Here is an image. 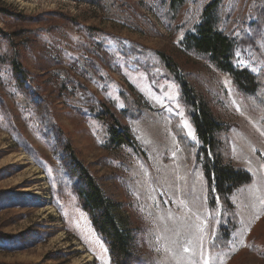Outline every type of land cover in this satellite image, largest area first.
<instances>
[{"label": "rangeland", "instance_id": "obj_1", "mask_svg": "<svg viewBox=\"0 0 264 264\" xmlns=\"http://www.w3.org/2000/svg\"><path fill=\"white\" fill-rule=\"evenodd\" d=\"M211 1L0 0V264H112L76 160L131 231L120 263L264 264V110L183 44ZM215 18L264 91V0H219ZM174 70L225 125L223 163L251 175L227 202L208 195ZM113 119L136 149L111 145Z\"/></svg>", "mask_w": 264, "mask_h": 264}, {"label": "trees", "instance_id": "obj_2", "mask_svg": "<svg viewBox=\"0 0 264 264\" xmlns=\"http://www.w3.org/2000/svg\"><path fill=\"white\" fill-rule=\"evenodd\" d=\"M219 0H212L203 10L200 23L193 33L185 36L183 44L197 53L205 55L219 70L231 76L235 85L252 99L259 111L264 110V91L260 90L256 76L246 69L238 68L233 63L234 42L222 31L216 28L215 12ZM162 61L170 66L167 58L162 55ZM175 72V77L181 86V93L185 103L191 108V123L195 128L198 140L203 145L201 149V167L205 179L208 195L216 194L224 202L240 185L249 183L251 175L242 168L223 163L220 147L221 134L226 131L225 125L218 121L209 108L196 96L190 84L181 74ZM108 129L109 142L113 146L121 144L136 149V142L129 131L121 126L117 120ZM178 142L184 149L186 158H190L191 149L180 129L174 126ZM221 156V157H220ZM76 160V159H75ZM80 168L81 185L77 197L83 211L89 216L93 229L103 238L112 264H124L120 261L130 255L132 234L125 219L118 213V204L108 198L96 179L89 173L80 161L76 160ZM212 204V199L210 198Z\"/></svg>", "mask_w": 264, "mask_h": 264}, {"label": "snow or ice", "instance_id": "obj_3", "mask_svg": "<svg viewBox=\"0 0 264 264\" xmlns=\"http://www.w3.org/2000/svg\"><path fill=\"white\" fill-rule=\"evenodd\" d=\"M185 127H187V128H189V135L190 136H192L193 135V133H192V131H191V129H190V126L185 122ZM185 251H188V249L187 248H185Z\"/></svg>", "mask_w": 264, "mask_h": 264}, {"label": "bare ground", "instance_id": "obj_4", "mask_svg": "<svg viewBox=\"0 0 264 264\" xmlns=\"http://www.w3.org/2000/svg\"><path fill=\"white\" fill-rule=\"evenodd\" d=\"M88 257H89V260H91V259H92V257H91V255H90V254H88Z\"/></svg>", "mask_w": 264, "mask_h": 264}]
</instances>
